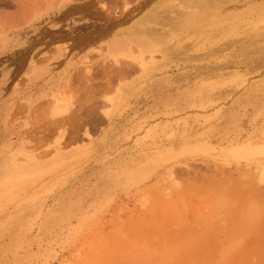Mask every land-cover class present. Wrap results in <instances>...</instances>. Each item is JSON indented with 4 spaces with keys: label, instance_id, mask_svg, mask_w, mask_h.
I'll return each mask as SVG.
<instances>
[{
    "label": "rangeland",
    "instance_id": "1",
    "mask_svg": "<svg viewBox=\"0 0 264 264\" xmlns=\"http://www.w3.org/2000/svg\"><path fill=\"white\" fill-rule=\"evenodd\" d=\"M82 8L0 33V264H264V0Z\"/></svg>",
    "mask_w": 264,
    "mask_h": 264
},
{
    "label": "bare ground",
    "instance_id": "2",
    "mask_svg": "<svg viewBox=\"0 0 264 264\" xmlns=\"http://www.w3.org/2000/svg\"><path fill=\"white\" fill-rule=\"evenodd\" d=\"M2 1V0H1ZM13 2V4L15 5V10L11 13H3L0 12V33L5 32L7 30H9L11 27L14 26H20L21 23H32L36 20H39L43 17V14L45 12L50 11V9H52L55 5H62L64 4L67 5L70 2H73V0H11ZM67 1V2H65ZM70 1V2H69ZM77 2V4L79 6L84 7L85 9L91 10V8L93 9L95 7L96 4V0H75ZM106 2V1H105ZM110 2V1H109ZM123 2V0H122ZM133 2V1H132ZM135 2V0H134ZM131 3V0H130ZM106 4V3H105ZM104 4V5H105ZM5 6V5H4ZM118 6V5H117ZM1 8V7H0ZM6 8V7H5ZM82 8V9H84ZM81 9V10H82ZM4 10V8L2 9ZM88 13V12H87ZM133 13V12H132ZM49 14V13H48ZM61 14V13H60ZM92 14V13H91ZM131 14V13H130ZM79 17V16H78ZM84 17V16H83ZM88 18V17H87ZM160 22V21H159ZM85 23V22H84ZM112 24V23H111ZM27 25V24H26ZM20 28V27H18ZM17 28V29H18ZM12 29V28H11ZM92 29V28H91ZM13 30V29H12ZM89 30V29H88ZM107 30V29H106ZM14 32V31H13ZM106 32V31H105ZM7 34V33H6ZM88 35V34H87ZM1 36V34H0ZM85 36V35H84ZM80 38V37H79ZM91 38V37H90ZM99 46V45H98ZM60 48H62L61 46H58L56 49L61 50ZM96 48V47H95ZM102 48V47H101ZM67 49L68 54L69 53V49ZM76 49V48H75ZM101 50V49H100ZM134 50V49H133ZM51 52V51H50ZM52 53V52H51ZM95 54V53H94ZM51 56V55H50ZM45 59H49V58H45ZM122 59V58H121ZM57 60L56 57H54L51 60V66L55 64V61ZM42 61V59H41ZM106 61V60H104ZM110 61V59H109ZM112 61V60H111ZM35 62V61H34ZM103 62V60L101 61ZM124 62V61H122ZM57 63V62H56ZM106 63V62H105ZM117 63H119L117 61ZM121 63V62H120ZM125 64V63H124ZM104 65V64H103ZM129 66V65H128ZM95 67V66H94ZM100 69V68H99ZM107 70V69H106ZM113 70V69H112ZM84 71V70H83ZM82 71V73H83ZM92 71V70H90ZM89 71V72H90ZM105 71V70H104ZM85 72L88 73L87 70H85ZM91 73V72H90ZM105 73V72H104ZM96 75V74H95ZM98 75V74H97ZM122 73H119L118 76V80L121 81L122 79ZM124 75V74H123ZM77 79V78H75ZM85 79V78H84ZM82 79V80H84ZM80 80V79H79ZM78 81V80H77ZM87 81V78H86ZM91 81V80H90ZM116 81V80H115ZM70 84V83H68ZM74 85V84H73ZM102 85V84H101ZM68 86V85H67ZM108 91V90H107ZM112 94V93H111ZM112 100V99H111ZM106 102V100L104 101ZM108 105V104H107ZM85 107H87L85 105ZM84 107V108H85ZM83 108V109H84ZM82 109V110H83ZM48 110V109H46ZM80 110V109H79ZM86 111V110H85ZM88 111V110H87ZM91 112V111H90ZM83 113V111L81 112ZM85 113V112H84ZM92 114V113H91ZM86 115V114H85ZM82 115V116H85ZM250 236V235H249ZM252 236V235H251ZM250 236V237H251ZM247 238V237H246ZM261 238V237H260ZM245 239V238H244ZM256 240V241H255ZM244 242V241H243ZM245 247H244V255H246V257H248L247 255H252L255 254V252H257L261 258L264 259V240H260V239H251L250 242L246 241L245 242ZM243 247V245H242ZM242 248H240L241 250ZM258 256V255H257ZM259 257V256H258ZM260 260V259H258ZM263 263V262H261Z\"/></svg>",
    "mask_w": 264,
    "mask_h": 264
},
{
    "label": "crops",
    "instance_id": "3",
    "mask_svg": "<svg viewBox=\"0 0 264 264\" xmlns=\"http://www.w3.org/2000/svg\"><path fill=\"white\" fill-rule=\"evenodd\" d=\"M58 46H56V48H57ZM62 47V46H61ZM57 51H60L59 49H56ZM68 56L70 55V54H67ZM56 62L57 61H55V64H56ZM13 115H14V112H12L11 114H10V116H12L13 117ZM11 118V117H10Z\"/></svg>",
    "mask_w": 264,
    "mask_h": 264
}]
</instances>
